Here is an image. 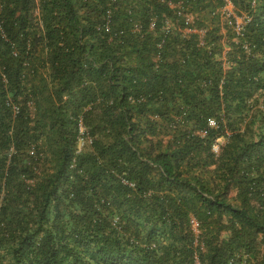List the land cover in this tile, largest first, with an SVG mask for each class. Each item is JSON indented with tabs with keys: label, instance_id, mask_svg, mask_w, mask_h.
Returning a JSON list of instances; mask_svg holds the SVG:
<instances>
[{
	"label": "trees",
	"instance_id": "1",
	"mask_svg": "<svg viewBox=\"0 0 264 264\" xmlns=\"http://www.w3.org/2000/svg\"><path fill=\"white\" fill-rule=\"evenodd\" d=\"M0 264H264V0H0Z\"/></svg>",
	"mask_w": 264,
	"mask_h": 264
},
{
	"label": "built area",
	"instance_id": "2",
	"mask_svg": "<svg viewBox=\"0 0 264 264\" xmlns=\"http://www.w3.org/2000/svg\"><path fill=\"white\" fill-rule=\"evenodd\" d=\"M224 10L230 12V11H231V4L228 3V4L224 7ZM241 23H242V21H238V22H237V30H239V29L241 28ZM208 124H209V126H211V127H216V126H217V123H216L215 120H210ZM215 151H217V148H215Z\"/></svg>",
	"mask_w": 264,
	"mask_h": 264
}]
</instances>
